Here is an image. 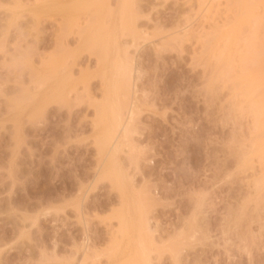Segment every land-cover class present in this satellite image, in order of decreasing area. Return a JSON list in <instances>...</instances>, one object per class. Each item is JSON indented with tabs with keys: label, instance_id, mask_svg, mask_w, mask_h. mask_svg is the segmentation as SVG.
I'll list each match as a JSON object with an SVG mask.
<instances>
[{
	"label": "rangeland",
	"instance_id": "374dc122",
	"mask_svg": "<svg viewBox=\"0 0 264 264\" xmlns=\"http://www.w3.org/2000/svg\"><path fill=\"white\" fill-rule=\"evenodd\" d=\"M57 1L0 0V264H264L263 165L232 91L264 56V0H131L125 23L117 0H78L87 19L121 20L111 73L128 47L140 73V149L112 157L90 43L60 36ZM146 212L147 238L133 228Z\"/></svg>",
	"mask_w": 264,
	"mask_h": 264
},
{
	"label": "bare ground",
	"instance_id": "6f19581e",
	"mask_svg": "<svg viewBox=\"0 0 264 264\" xmlns=\"http://www.w3.org/2000/svg\"><path fill=\"white\" fill-rule=\"evenodd\" d=\"M227 1H228V3L230 2L229 0H227ZM240 1L242 2V0H240ZM255 1H254V3H255ZM92 2L96 4L97 8H103V7H105L106 4H108L107 3L108 0H92ZM213 2H214V0H213ZM258 2H259V0H257L256 3L258 4ZM118 3L120 4V7H121V19L123 20L122 23H125V18L123 17V14L126 13L128 11V8L131 6V0H117V4ZM232 3H233V1H232ZM263 4L264 3H262V5ZM251 5H252V2H251ZM78 7H80L79 3H78V0H58L57 1L55 10H56L57 14L59 15L60 21H61V23H59L60 27H58V28H60V32H61L60 36H62V34H63V36H62L63 39H66L69 35L78 33L76 35H80L81 41H88L90 43L91 56H94V58H95L94 61H96L95 66L94 67L92 66L94 68V71L92 72V75H93L92 77L93 78H97L98 77V78H100V81H101V90H100L101 95L99 96V94H98V96H97L96 93L94 92L95 95H96V96L93 97L94 102H95V107H96V110H97L98 114L102 113V114L106 115V110L107 111L110 110V112H112V121H113L112 122V126L107 130V133L104 136L102 144H100V145L103 148V150L105 152H107L109 157L110 156L112 157V155H114L116 153L119 154V152L123 153L126 150L129 152V153L126 152L127 153L126 155L128 156V154L135 153L136 149L139 148V146L138 147L135 146V145H137L136 143H133L134 142V138L133 137H134V134L137 133V127L138 126L136 125V123L138 121V118L142 114V107L139 105V102H138L139 100H137V93H138L137 92L138 91L137 90L138 89L137 88L138 87L137 86V81H138L137 79L139 78L140 73H139V71H137V68H136V64H137L136 63V59H135L134 56L130 55V52L128 50L129 47L127 49L125 48L126 51L124 50V53L122 52L123 55L119 56V54H117V58L115 57V60L117 59V61H118L117 62L118 66H116L117 70L115 72L113 71L111 73L112 68L110 69V67H111V62H113V60H111L110 57H112L111 55H112V53L114 51V48H115V51H117V52L120 50L119 49V45H117V42H118L119 39H117V42L116 41L114 43L112 42L111 46H110V43L105 42V40H107L109 37H112V36L114 37L115 34H117V36H118V30H119V28L121 29V27H120L121 26V24H120L121 20H119V19L115 20V18L112 15L110 17V19L113 18L112 20H110V19H106V20L105 19H99L98 17H96L95 15H92L91 13H89L90 14L89 17H88L89 19H87V17L83 16L84 10H82L81 8H78ZM115 7H117V11H118V5L115 6ZM115 7H114V9H115ZM249 7H250V10L253 8V6H249ZM249 7H247V8H249ZM255 7H257V6H255ZM245 9L246 8H244V10ZM117 11H116V13H117ZM239 12H240V10H239ZM241 13H243V12H241ZM109 14L110 13H107V17L110 16ZM117 16L119 17V15H117ZM258 27H259V25H258ZM217 28H218V26H217ZM126 30H129V25L128 24H126ZM218 30L219 29H217V31ZM231 31H232V29H231ZM218 32L220 33V31H218ZM231 33L229 32L228 35H231ZM178 34H180V33H178ZM254 35H256L255 38L258 37L257 36V32ZM132 36H133L132 43H134V45H135L136 41L138 42V40L142 38L141 37V33L139 31L135 30V29H133ZM217 36H218V34H217ZM209 37H211V36H209ZM227 37L229 38V36H227ZM60 39H62V38H60ZM114 40H116V39H114ZM259 42H260V40H259ZM262 42H260L261 45L259 44L260 46L263 45L261 51H259V52H262V50H264V44H262ZM228 43H229V41H228ZM112 45H113V48H112ZM221 48H224V47H221ZM258 50H259V48H258ZM212 51H209V52L211 53ZM217 51L219 52V50H217ZM115 54H116V52H115ZM222 54H224V53H222ZM57 55H55V56L53 55L55 57V60H54L55 64H54V68H53V72L55 74L54 75H49V72L51 70H50L49 62H47V60L45 61V69H44L45 75H46V77H45L46 79L44 78V80H46V81H44V82H47V89L46 90H49L50 88L53 87L56 99H58L59 95H60L59 94L60 89H59V86H58V76H57L58 68H59L58 67ZM261 56H263V55H261ZM220 57H221V55H220ZM212 58L215 59V57H212ZM218 58H219V56H218ZM222 58H224V57L222 56ZM207 60H209V59H207ZM248 60L253 61V58L252 59L250 58ZM109 62H110V65H109ZM218 62L219 61L217 60V63ZM222 62L223 61L220 60V63H222ZM253 62H254V65H255L254 67L256 69L254 68L255 70L249 71L246 79H242V77L239 76L240 77L239 78V77L236 76L235 78H237V79L235 80L232 77V79H234V81L236 82L235 83L236 85L233 83L235 87L234 88L232 87V91H233V89L237 88V89H235V90H237V92H235V93H236V95L239 94V96L237 95L236 98L237 97L240 98V99H238V102L240 101V103H241V104L239 103L240 106L243 105L242 101H244V100H241V99H243V98H241V96H242L241 94H243L244 96L246 95V99L245 100H246L247 103L246 102L245 103L249 105V106L247 105V107H248L247 109L248 110L251 109L250 110L252 112L251 115H253L252 116V118H253L252 121H253V127H254L253 131H254L255 136H254V134L251 133L253 135V137H254V140H253L254 142H252L253 143V146H252L253 148L252 149L257 153V155L260 154V156H259L260 159H261L260 162H262L261 165H263L262 166L263 172L262 171L261 172L264 174V56L262 58H260V59L258 58L256 61L254 60ZM223 63H225V62H223ZM112 65H115V63L112 64ZM250 65H252V64H250ZM217 66H220V65L218 64ZM222 67H223V64H222ZM113 68H115V66ZM216 68H218V67H216ZM251 68H253V66H251L250 69ZM237 72L241 74V72H244V71L241 70V72H239V71H237ZM223 73H224V71H223ZM246 73H247V70H246ZM243 75H244V73H243ZM231 81H233V80H231ZM46 92H44V94ZM244 92L246 94H244ZM49 93H50V91H49ZM235 93H233V94H235ZM48 101H49V99H48ZM244 107H245V105H244ZM253 131H251V132H253ZM253 137L251 136V138H253ZM251 138H250V141H252ZM252 149H249V150H251L249 152H247L245 150L247 152V153H245L246 156L248 155L246 157V159L249 156H251V157L254 156V155L253 156L251 155V154H254V152L252 153V151H253ZM248 153H250V155ZM251 157H249L247 159V161ZM117 158L119 159V157H117ZM118 159H117V161H118ZM104 160H105V158H104ZM251 160H249V161H251ZM133 161H134L133 163H135V160H133ZM129 174H131V173H129ZM263 174H262V177L264 178ZM261 181L263 183L264 180H261ZM126 183H128V181ZM143 193H144V196L143 195L142 196L145 197L146 199L150 200L149 195H147L148 193L147 192L145 193V191ZM145 194L147 196H145ZM142 199H144V198H141V204L143 205L144 202H145V199L144 200H142ZM143 207H145V204L143 205ZM149 218L147 217V212H146L145 214H142L141 219L136 220L137 222L134 221V224H133V228H136V231L140 230L142 235H144V237H146V238L149 235V233H151V231L154 230L153 227L150 226L151 227L150 228L148 226V225H150L149 224L150 223L149 222V220H150ZM127 220L130 221V219H127ZM128 225H130V222L127 221V226ZM149 237H151V236H149ZM157 244H159V243H157ZM162 244H163V242H162ZM160 245H161V242H160Z\"/></svg>",
	"mask_w": 264,
	"mask_h": 264
}]
</instances>
